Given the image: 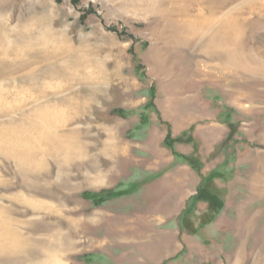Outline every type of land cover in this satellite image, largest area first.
I'll return each mask as SVG.
<instances>
[{"label": "rangeland", "instance_id": "obj_1", "mask_svg": "<svg viewBox=\"0 0 264 264\" xmlns=\"http://www.w3.org/2000/svg\"><path fill=\"white\" fill-rule=\"evenodd\" d=\"M179 3L248 18L264 55V0ZM165 20L135 0H0V264H264V74L159 37ZM44 106L66 118L35 131Z\"/></svg>", "mask_w": 264, "mask_h": 264}, {"label": "bare ground", "instance_id": "obj_2", "mask_svg": "<svg viewBox=\"0 0 264 264\" xmlns=\"http://www.w3.org/2000/svg\"><path fill=\"white\" fill-rule=\"evenodd\" d=\"M135 2L136 4L138 3L146 4L150 13L152 12L158 15L159 17L162 16L165 17L166 23L164 27L159 31L158 33L159 37H167V38L172 37L173 39L175 38L176 40H178L179 43H185V44H189L197 40L198 44L199 43L203 44L204 51L211 55H218L220 54V52H222L221 49H223L224 54L221 56V58L224 60L225 65L229 69L233 70L236 67H239L241 69H248L254 74H264V55H261L258 52H252L253 49H249L247 44L244 42L245 41L244 34L246 33L248 28V20H247L248 18L242 19L239 18L238 16L236 17L235 15L228 17H224V15H218V14L216 15L215 13L219 10L216 7V9L213 10L210 18L206 17L203 22L200 21L199 17H193L190 13H188L186 9L182 8L183 6H181L180 3L178 4V0H135ZM237 10L240 11L242 9L240 8V10L239 9ZM239 44H240V48H239ZM62 107L63 106H60V108L56 106L54 107L44 106L42 108L36 109L34 111V120L31 126L32 129L35 131H38L39 128H42V130H47V128H50L51 126L50 122L53 121L56 122L58 120L60 121L61 118H66L65 109H63ZM30 121H32V118ZM47 123H50L49 127L47 126L48 125ZM54 129L55 127L53 128V130ZM57 141H59L58 145H60V147L61 146L65 147L62 140L57 139ZM5 142L2 141L0 145L5 147L6 146ZM28 142H29L28 145L24 143V145L22 144L23 145L22 147L20 146L21 147L20 151L23 155H26L27 159L33 161L35 159L34 158L35 153L37 154L38 150L40 149L41 145L39 146V143L41 142H39L38 136L34 134L31 137V139L28 140ZM106 146L108 150H110L111 152L119 151L118 146L114 147V145H112V143L110 142H108ZM16 149L17 147L13 149L12 153L16 156L18 155L22 156L20 154V151ZM109 152L108 155L110 154ZM69 163L70 162H69V154H68V156L62 159L61 164L68 166ZM5 233H6V228L2 227V231L0 230V238H3L8 241L7 239L8 237L6 238ZM4 249H8V248L5 246ZM57 253H59V251ZM43 261H63V260L61 258H58V254H56V252H47L46 258H44Z\"/></svg>", "mask_w": 264, "mask_h": 264}, {"label": "trees", "instance_id": "obj_3", "mask_svg": "<svg viewBox=\"0 0 264 264\" xmlns=\"http://www.w3.org/2000/svg\"><path fill=\"white\" fill-rule=\"evenodd\" d=\"M179 139L181 140V137ZM189 140L191 141L192 139H189ZM170 145H172V144H170ZM186 158L189 161H191L192 163L194 162V158L192 156H187ZM214 176H217V175H214ZM209 178L210 177H208V179ZM87 194H88V197H90L91 199H96L97 195H98V193H95V192H90ZM194 198H196L198 200L208 201L209 206H210L209 211H212V213H215L216 211H218L223 206L222 203H220V201H219V197L215 193L209 192L208 189H205L202 186L199 188L198 193H197L196 197H194Z\"/></svg>", "mask_w": 264, "mask_h": 264}, {"label": "crops", "instance_id": "obj_4", "mask_svg": "<svg viewBox=\"0 0 264 264\" xmlns=\"http://www.w3.org/2000/svg\"><path fill=\"white\" fill-rule=\"evenodd\" d=\"M196 194V191H192V197L194 196ZM199 203H205V204H207V206L209 205V203H208V201H205V200H199ZM186 208V206L184 207V209ZM204 208V210H205V207H203L202 206V209Z\"/></svg>", "mask_w": 264, "mask_h": 264}]
</instances>
